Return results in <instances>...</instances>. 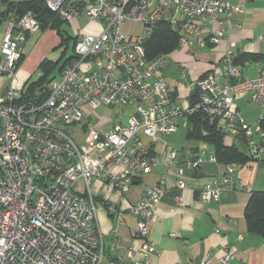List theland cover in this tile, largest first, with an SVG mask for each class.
<instances>
[{"label": "built area", "instance_id": "obj_1", "mask_svg": "<svg viewBox=\"0 0 264 264\" xmlns=\"http://www.w3.org/2000/svg\"><path fill=\"white\" fill-rule=\"evenodd\" d=\"M44 2L73 23L74 42L69 61L37 98L26 94L31 79L17 87L15 75L23 45L40 31L39 22L31 11L4 13L0 0V264H151L158 251L147 223L169 187L148 184L126 208L111 204L108 194L125 198L134 181L161 163L172 172L171 185L179 191L174 198L181 204L185 175L217 158L206 142L188 156L161 138L176 131L179 117L196 110L216 119L224 136H244L247 153L259 158L264 151V66L248 77L226 50L221 70L202 73L190 86L197 90L196 104L181 106L173 102L175 87L163 79L170 52L147 57L144 42L162 23L177 33V48L193 53L220 43L228 21L243 9L230 0ZM245 93L263 109L253 125L234 103ZM100 106L119 110L111 118L94 113ZM239 167L224 164L221 174L201 184L198 199L218 202L226 189L239 184ZM102 209L114 221L108 251L98 223ZM125 214L134 219L136 231L121 258L115 248L121 244L118 227ZM232 255V248L224 247L219 263L228 264ZM209 262L203 258L196 264Z\"/></svg>", "mask_w": 264, "mask_h": 264}, {"label": "crops", "instance_id": "obj_2", "mask_svg": "<svg viewBox=\"0 0 264 264\" xmlns=\"http://www.w3.org/2000/svg\"><path fill=\"white\" fill-rule=\"evenodd\" d=\"M230 1L239 4L243 12L234 14L228 21L224 32L225 38L220 43L199 48L193 53L179 48L170 52V62L163 71V79L175 87L173 97L175 104L181 106L189 104L192 83L204 72L221 70V58L226 50H231L234 55L241 52L264 53V0ZM44 33L49 39H53L51 53L56 50L54 47L59 42V37L52 31ZM39 34L42 33L28 35L23 45L24 54L36 43ZM46 55L47 53L45 55L39 53L38 64L43 58L53 60L57 58L54 55ZM22 57L15 75L17 87L29 78L28 71L23 70ZM251 64L253 68L246 70L245 67ZM239 66L248 77H254L258 69L264 66V61H252ZM223 79L222 75H218V81L222 82ZM241 96L236 98L241 99ZM238 101L234 103L241 115ZM255 113L252 116L256 119L254 122L263 115L261 110ZM181 117H184L187 129V118L185 115ZM186 140L187 142L179 149L188 156H195L199 143L192 139ZM224 140L226 143L241 144L240 136L226 135ZM223 170L224 164L205 161L198 170L186 174L187 187L182 192L181 204H177L174 198L179 191L171 185L172 172L165 170L161 163H157L149 173L141 175L136 183L141 184L139 186L133 184L125 198L120 197L115 191L110 192L107 197L117 208H126L128 202L137 199L148 184L169 187L168 193L155 205L154 213L147 223L148 238L158 251V255L150 258L151 264H196L203 258H209V264H220L219 257L223 254L224 247L233 250L228 264H264V238L249 233L244 218V209L252 192L264 190V151L260 153L259 158L240 164L236 172L239 184L232 189H226L218 202H201L197 196L201 184L210 176L221 174ZM240 184L250 187V191L241 189ZM124 222L118 227L121 244L115 248V254L121 258L127 256V247L135 241L136 231L134 219L129 214H125ZM98 223L108 251L112 243L113 217L108 216L102 209L98 213ZM170 233H174V236H170Z\"/></svg>", "mask_w": 264, "mask_h": 264}, {"label": "trees", "instance_id": "obj_3", "mask_svg": "<svg viewBox=\"0 0 264 264\" xmlns=\"http://www.w3.org/2000/svg\"><path fill=\"white\" fill-rule=\"evenodd\" d=\"M5 10L15 11L21 14L31 11L37 18L40 30L47 28L54 29L59 37V42L54 49H61L56 59L43 58L39 62L40 75L35 79L29 80L26 94H36L37 98L46 94L48 82L57 77L63 66L69 61L65 55L68 39L72 38L65 33V21L62 20L56 12L51 11L44 0H2ZM177 33L165 24H160L154 31V34L144 42V48L147 57H154L158 53L171 52L177 48ZM21 60V58H20ZM19 60V62H20ZM234 63L244 64L247 62L264 61V53L241 52L233 56ZM56 68V69H55ZM56 70V72H54ZM189 105L193 106L197 102V90L193 89L188 98ZM187 118L186 139H192L209 144L212 152L215 154L218 163L226 164L236 162L243 164L252 159L246 150V139L241 137V144L226 143L224 133L222 132L218 121L210 119L201 110L185 115ZM197 147H195V150ZM244 218L246 229L249 233L264 238V190L252 192L244 209Z\"/></svg>", "mask_w": 264, "mask_h": 264}, {"label": "rangeland", "instance_id": "obj_4", "mask_svg": "<svg viewBox=\"0 0 264 264\" xmlns=\"http://www.w3.org/2000/svg\"><path fill=\"white\" fill-rule=\"evenodd\" d=\"M97 26L95 27V29L97 30ZM65 29V33L66 35H69L72 38L68 39V43H67V47H66V52L65 55L69 56L72 53V48H73V36H74V31H73V23H65L64 26ZM44 31H52L54 32L56 35V31L54 29H50L47 28L43 31H39L42 34H39L36 43L31 47V49L29 51H27L23 57H22V64H23V70H27L28 74L27 76L30 79H35L36 77H38L40 75V69H39V64L37 62V59L39 57V53H44V55L47 53L46 56L50 55H54L55 57H57L61 51L62 48L60 49H56L54 51H51V47H52V40L49 39V36L46 35V33H44ZM56 45V44H55ZM27 59V61H26ZM26 61V62H25ZM253 64V63H252ZM249 65L246 68V70H251L253 68V65ZM251 66V67H250ZM249 67V68H248ZM248 68V69H247ZM56 69V68H55ZM54 72H56V70H54ZM241 99L235 98L234 101H238L240 110H241V115L243 118H245L249 124H255L254 119L252 116H254L256 113L255 112H259L260 110L263 112V109L261 108V106H256L255 103L251 102L249 100V94L245 93L244 95L241 96ZM119 109L118 108H109V107H102L100 106L96 112H94L95 114H100V115H107L111 118H114V113L117 112ZM113 121H118V119H112ZM256 120V119H255ZM254 122V123H253ZM185 131H186V121L184 119V117H180L179 118V124L178 127L176 129V131L170 135H166L165 137L161 138V142L162 143H167L168 147H175V148H180L181 146H183V144H185L187 142L186 137H185ZM77 138V136H76ZM145 140V138H144ZM77 142H83L82 140H80V138L77 139ZM161 146L160 141H158L156 143V151L159 150ZM141 184V182H139L138 184H135L137 186H139ZM132 187L134 185H131Z\"/></svg>", "mask_w": 264, "mask_h": 264}, {"label": "water", "instance_id": "obj_5", "mask_svg": "<svg viewBox=\"0 0 264 264\" xmlns=\"http://www.w3.org/2000/svg\"><path fill=\"white\" fill-rule=\"evenodd\" d=\"M133 183H134V184H136V183H137V181H134Z\"/></svg>", "mask_w": 264, "mask_h": 264}]
</instances>
